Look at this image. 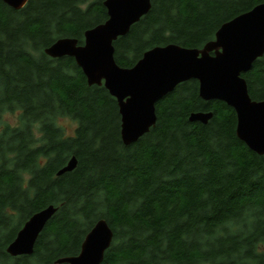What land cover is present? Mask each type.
<instances>
[{
	"label": "trees",
	"instance_id": "trees-1",
	"mask_svg": "<svg viewBox=\"0 0 264 264\" xmlns=\"http://www.w3.org/2000/svg\"><path fill=\"white\" fill-rule=\"evenodd\" d=\"M150 11L115 42L133 66L169 43L202 47L226 21L264 0H151ZM104 0H0V264H65L106 219L114 238L101 264H264V154L236 133L235 110L204 100L199 81L180 83L156 104L157 121L125 145L117 99L89 85L74 57L45 53L60 37L84 43L108 18ZM264 99V55L244 74ZM212 111L208 123L191 122ZM18 112V124L6 115ZM76 122L72 134L59 124ZM72 156L77 166L58 175ZM57 211L34 253L8 245L35 212Z\"/></svg>",
	"mask_w": 264,
	"mask_h": 264
},
{
	"label": "water",
	"instance_id": "water-1",
	"mask_svg": "<svg viewBox=\"0 0 264 264\" xmlns=\"http://www.w3.org/2000/svg\"><path fill=\"white\" fill-rule=\"evenodd\" d=\"M2 1L21 9L29 0ZM103 4L108 18L85 31L83 44L75 37H60L44 51L53 58L74 57L89 85H104L117 99L125 145L137 142L156 124L158 101L180 83L196 79L200 97L231 106L237 115L238 137L251 150L264 154V99L251 97L244 77L264 55V2L224 22L215 38L202 47L157 45L145 51L131 67L116 61L114 42L127 35L132 25L150 11L152 1L104 0ZM212 117V111H195L189 120L206 124ZM77 163L76 156H72L57 174L72 171ZM56 211L51 204L31 215L7 252L12 256L33 254L40 233ZM113 238L114 230L108 221L99 219L86 234L80 252L56 262L101 264Z\"/></svg>",
	"mask_w": 264,
	"mask_h": 264
},
{
	"label": "rangeland",
	"instance_id": "rangeland-1",
	"mask_svg": "<svg viewBox=\"0 0 264 264\" xmlns=\"http://www.w3.org/2000/svg\"><path fill=\"white\" fill-rule=\"evenodd\" d=\"M6 118L11 124L16 125L19 122L18 112L8 113L6 115ZM59 124H61L65 128V131L68 134H72L74 132L75 127H76V122L74 120L70 119L69 117L60 118Z\"/></svg>",
	"mask_w": 264,
	"mask_h": 264
}]
</instances>
